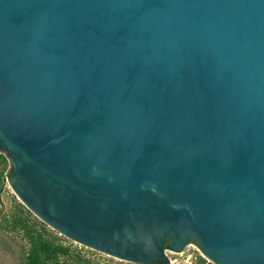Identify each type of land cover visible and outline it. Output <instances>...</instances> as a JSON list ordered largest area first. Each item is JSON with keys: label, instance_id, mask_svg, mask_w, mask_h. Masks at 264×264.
Instances as JSON below:
<instances>
[{"label": "water", "instance_id": "water-1", "mask_svg": "<svg viewBox=\"0 0 264 264\" xmlns=\"http://www.w3.org/2000/svg\"><path fill=\"white\" fill-rule=\"evenodd\" d=\"M0 151L87 247L264 264V0H0Z\"/></svg>", "mask_w": 264, "mask_h": 264}, {"label": "trees", "instance_id": "trees-1", "mask_svg": "<svg viewBox=\"0 0 264 264\" xmlns=\"http://www.w3.org/2000/svg\"><path fill=\"white\" fill-rule=\"evenodd\" d=\"M10 172L8 157L0 151V248L3 252L17 259L19 264H98L65 244L14 195L11 196L13 209L3 210L1 193ZM198 264L213 263L200 256Z\"/></svg>", "mask_w": 264, "mask_h": 264}, {"label": "rangeland", "instance_id": "rangeland-1", "mask_svg": "<svg viewBox=\"0 0 264 264\" xmlns=\"http://www.w3.org/2000/svg\"><path fill=\"white\" fill-rule=\"evenodd\" d=\"M12 195L16 197V195L13 193L12 188L9 186L8 182H6L4 190L1 193V203L3 210L7 211L9 209H13L12 206L13 204L11 201ZM53 231L57 234L59 238H61V240L65 244L71 245L72 248L80 250L81 253H84L85 255L89 256L92 260H94L98 264H143V263L123 260L118 257L96 250L94 248L87 247L75 240H71L65 237L64 235L56 232L55 230ZM165 249L167 255L171 260V264H198L199 257L200 256L204 257L200 249L193 243H187L180 251H174L168 248ZM204 259H206V261H210L206 257H204ZM0 264H19V262L17 259L12 258L10 255L4 253L3 250L0 248ZM146 264H156V263H146Z\"/></svg>", "mask_w": 264, "mask_h": 264}, {"label": "flooded vegetation", "instance_id": "flooded-vegetation-1", "mask_svg": "<svg viewBox=\"0 0 264 264\" xmlns=\"http://www.w3.org/2000/svg\"><path fill=\"white\" fill-rule=\"evenodd\" d=\"M188 243V242H187ZM186 243V244H187ZM163 246H164V248H170V246H169V240L168 239H165V241H164V243H163Z\"/></svg>", "mask_w": 264, "mask_h": 264}, {"label": "built area", "instance_id": "built-area-1", "mask_svg": "<svg viewBox=\"0 0 264 264\" xmlns=\"http://www.w3.org/2000/svg\"><path fill=\"white\" fill-rule=\"evenodd\" d=\"M165 251H166V249H165Z\"/></svg>", "mask_w": 264, "mask_h": 264}]
</instances>
